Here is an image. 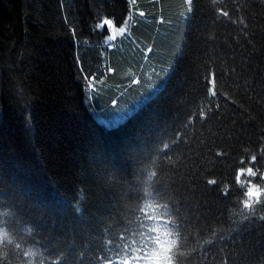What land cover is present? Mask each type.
<instances>
[{"label":"trees","instance_id":"trees-1","mask_svg":"<svg viewBox=\"0 0 264 264\" xmlns=\"http://www.w3.org/2000/svg\"><path fill=\"white\" fill-rule=\"evenodd\" d=\"M192 7L186 0H0V209L14 210V230L24 227L17 217L36 224L40 246L58 264L72 239L77 264L108 259L115 243L106 241L118 240L125 224L120 182H132L146 164L188 237L182 264H264V228L227 219L247 187H264V0H194ZM105 21L112 23L99 28ZM114 108L132 111L115 125L100 121ZM249 149L257 155L254 177L246 171L254 163ZM241 162L244 176L233 183ZM207 179H223L230 199L209 195L216 186ZM78 184L86 196L80 212ZM9 251V260L19 252Z\"/></svg>","mask_w":264,"mask_h":264},{"label":"clouds","instance_id":"clouds-1","mask_svg":"<svg viewBox=\"0 0 264 264\" xmlns=\"http://www.w3.org/2000/svg\"><path fill=\"white\" fill-rule=\"evenodd\" d=\"M134 173L132 182H120L123 184L121 206L125 224L114 233L118 240L106 241L115 243V248L108 250L110 256L103 260V264H182L192 249L170 199L156 189L157 171L146 164ZM76 175L80 177L83 172L78 169ZM116 179L115 176L109 177L112 182ZM128 193L136 194L137 198L129 199ZM75 195L76 210L80 212V202L86 199L83 185H77ZM256 195L255 191L249 193L246 190L240 206L229 208L230 215L243 220L249 197ZM260 202L264 203V196ZM11 216H15L13 209H0V264H58V258L50 257L48 250L40 246L42 233L38 226L17 217V222L24 227L22 231L14 230L8 227V217ZM145 239L146 243L142 244ZM9 249L19 250L15 259L9 260Z\"/></svg>","mask_w":264,"mask_h":264},{"label":"snow or ice","instance_id":"snow-or-ice-1","mask_svg":"<svg viewBox=\"0 0 264 264\" xmlns=\"http://www.w3.org/2000/svg\"><path fill=\"white\" fill-rule=\"evenodd\" d=\"M193 2H194V0H186V3L188 5L187 11H192L193 10V7H192L193 6ZM214 2H215V0H214ZM129 3L134 5L136 3V0H129ZM140 15L143 16L144 13L141 12ZM222 15L224 17H228L229 13L227 11H225V12L222 13ZM242 22L243 21H241V23ZM111 23H112L111 21H105L104 24H100L99 25V28L103 29L105 27V24L111 25ZM119 32H120L121 35H123L124 34V29L123 28L119 29ZM115 38H116L115 35H109L107 37V39L109 41H114ZM212 43L215 44V41H213ZM183 55H184L183 51H180L177 54V62L183 57ZM226 67L230 68L233 72L235 71V69L231 68V65H228ZM219 74H220V77L222 79L227 77V74H226L224 68H221ZM215 95H216V93L212 92V96H215ZM216 107H219V105H216ZM208 118H209V121H211V120L215 119V115L212 114L211 112H209ZM201 119H203V117H201ZM202 147L209 148V150L211 151V148H210L209 144H204ZM164 148L167 149L168 145L165 144ZM165 154H167V153H165ZM212 154L215 155L218 158L219 157H223V156L226 155V150L221 151V152H212ZM249 154H250L251 161L254 162V163H253V166L252 167H248L246 169V171H247V174H248L249 177H254V176L257 175V171L254 170L255 162H258L257 161V155L251 154V150L250 149H249ZM260 158L264 159V148H261V150H260ZM210 162L211 161H209V163ZM244 173H245V168L243 167V162H241V166L239 167L238 171L234 170L233 183L239 182L241 180V178L244 176ZM209 174L211 175L212 173H209ZM260 175L262 177H264V173H260ZM157 176H158V173L156 175V178H157ZM245 183L247 184L248 182L246 181ZM206 184L207 185H211V186H216V187H214L212 189H209V195L211 193H218V195L220 197H222L224 200H229L230 199V197H231V189H230L229 185L223 181V179H221L219 181V184H218V180L217 179H207ZM220 186H222V189H221ZM243 186L244 185H242V187ZM169 187H170V185H169ZM156 189H157V187H156ZM246 190L249 193L255 191L257 193V195L255 197H249V201H248L249 206H248V211H247V213L245 215V218L243 220L239 221V222L233 220V224L237 225V226H240V227H243V226H246L249 223H259L260 226L262 228H264V203L260 202L261 201V196H264V187H260L257 184L252 183L251 186L247 187ZM157 191H158V189H157ZM172 198L176 199L175 196H173ZM184 199H186V198L181 196L179 198V203L183 204ZM239 203H241V201ZM177 211H179V209H177ZM227 219L231 220L232 216L229 215L227 217ZM214 220H215V222L217 224H219V223H222L224 221V217L222 215L221 216H217V217L214 218ZM197 222L199 223L200 221L198 220ZM207 226H208L207 223H205L204 227H207ZM213 234H216L215 230H214ZM141 243L142 244L146 243V239L142 240ZM207 243H209V241ZM76 248H77V241L75 239H72V240H69V241L66 242L67 253H66L65 259L63 261V264H77V260L73 259L72 255H71V253Z\"/></svg>","mask_w":264,"mask_h":264},{"label":"rangeland","instance_id":"rangeland-1","mask_svg":"<svg viewBox=\"0 0 264 264\" xmlns=\"http://www.w3.org/2000/svg\"><path fill=\"white\" fill-rule=\"evenodd\" d=\"M116 35V34H113ZM132 109L129 108H114L106 110L101 116H99L100 121L106 125H115L124 121L129 114H131Z\"/></svg>","mask_w":264,"mask_h":264}]
</instances>
